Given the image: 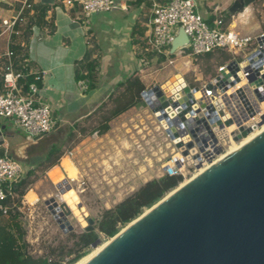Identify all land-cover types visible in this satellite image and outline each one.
Wrapping results in <instances>:
<instances>
[{
	"label": "water",
	"instance_id": "water-1",
	"mask_svg": "<svg viewBox=\"0 0 264 264\" xmlns=\"http://www.w3.org/2000/svg\"><path fill=\"white\" fill-rule=\"evenodd\" d=\"M39 1L49 5L55 2ZM253 1L233 0L227 12H238ZM187 41L180 27L169 52H175ZM237 70L235 67L232 72ZM240 79L234 74L231 84ZM141 95L171 143L190 164V154L195 149L181 121L188 123L185 118L193 110L198 111V106L189 105L192 93L184 77L176 73L143 90ZM263 122L264 118L257 120L258 125ZM255 128L253 125L231 136L238 141ZM222 133L220 137L226 135L224 130ZM3 139L0 132V149ZM200 166L196 164L197 168ZM60 175L63 185L69 188L68 179ZM84 229L91 230L93 225ZM116 234L76 264H264V130L216 160ZM99 242L97 239L92 247Z\"/></svg>",
	"mask_w": 264,
	"mask_h": 264
},
{
	"label": "built area",
	"instance_id": "built-area-1",
	"mask_svg": "<svg viewBox=\"0 0 264 264\" xmlns=\"http://www.w3.org/2000/svg\"><path fill=\"white\" fill-rule=\"evenodd\" d=\"M56 1L68 9L75 7L86 20L93 14L113 11L118 5V0ZM32 4L30 0H19L17 11L2 20L5 29L10 33H20L19 27L27 23L24 11L28 9L33 12ZM151 13L150 33L142 45L144 52L169 55L171 41L180 27L188 38L187 43L179 48L185 55H204L216 50L234 55L241 50L247 52L239 61L234 58L218 65L214 75L200 85L187 83L192 93L189 105L196 104L198 111L193 110L188 114L185 118L188 123H181L195 152L190 154L191 163L187 164L188 159L170 141L172 154L162 167L164 174L183 176L185 170H195L196 164L210 163L226 151L229 143L234 141L231 133L237 131L241 134L242 130L250 129L253 125L255 129L260 126L257 120L264 118V30L256 35L243 34L224 20L223 13L208 23L197 10L196 0H166L163 3L152 0ZM12 54L10 50L4 54L6 65L1 76L0 91V132L4 138L0 155L2 215H7L11 208L19 209L12 192L23 173L18 156L22 155L27 145L37 140L36 137L50 133L57 125L50 105L36 98L38 82L44 72L34 74L33 80L23 91L18 82L24 75L14 69ZM235 67L238 70L233 73ZM234 74L241 76V79L231 84ZM208 84L210 87H207ZM5 118L20 130L6 135L1 125V120ZM222 130L226 135L220 137ZM223 140L227 143H223ZM66 154L72 155V151ZM8 198L10 202L7 203Z\"/></svg>",
	"mask_w": 264,
	"mask_h": 264
},
{
	"label": "rangeland",
	"instance_id": "rangeland-1",
	"mask_svg": "<svg viewBox=\"0 0 264 264\" xmlns=\"http://www.w3.org/2000/svg\"><path fill=\"white\" fill-rule=\"evenodd\" d=\"M222 1L218 0V3ZM232 15L231 18L236 19L235 29L241 33L256 35L264 30V0H254L239 14L235 12ZM218 51L227 54L222 63L234 58L239 61L247 53L246 50L237 52V55L224 50L213 52ZM165 57L161 62H157L154 57L150 64L139 60L138 67L132 74L141 80L144 90L161 84L176 73L182 75L188 84L200 85L214 75L219 60L216 55L209 59H206L205 55H185L180 49ZM121 90L122 87L113 88L110 98L109 94L99 106L76 121V134L72 140L63 141V158L60 157L55 166L46 169L47 162L42 159L52 143H59L64 138L65 131L70 128L68 123L64 128L57 126L50 133L43 135L37 144L34 145L33 142L27 147L24 155L18 156L22 168L25 166L23 163L28 160L37 161L34 163L37 178L29 186L28 193L26 192L18 203L16 197L14 198L21 213L20 219L28 243L27 250L32 255L58 256L62 247L71 246L72 240L68 237L70 231L79 233L88 225L95 226L105 208L113 207L143 182L164 174L162 167L172 154L173 146L146 103L132 106L111 119L109 129L105 133L97 131L101 117L114 106L115 97ZM3 124H6L3 132L20 130L8 118L1 120V125ZM241 142L229 143L223 154L236 148ZM234 143L238 144L232 145ZM68 151H72V155L67 156ZM203 167L185 170L182 183L194 177ZM57 168L71 184V197L77 196L82 203V210H74L66 215L70 229L61 228L45 204L46 199H58L61 196L53 182L54 178L59 177ZM146 209L143 208L140 214ZM75 211L86 213L84 226L78 221ZM6 219L7 215L0 216V221ZM126 225L119 226L118 231ZM98 239L102 245L109 237L98 233ZM96 248H89L83 256Z\"/></svg>",
	"mask_w": 264,
	"mask_h": 264
},
{
	"label": "crops",
	"instance_id": "crops-1",
	"mask_svg": "<svg viewBox=\"0 0 264 264\" xmlns=\"http://www.w3.org/2000/svg\"><path fill=\"white\" fill-rule=\"evenodd\" d=\"M156 1L163 3L166 0ZM18 2L19 0H0V91L1 76L6 65L4 54L10 50L13 52L14 69L24 75L18 82L23 91L27 76L44 72L38 82L39 92L36 98L50 105L59 127L64 128L66 123L71 127L89 114L111 93L118 82L137 69L138 62L141 61L137 53H142L143 41L151 29L152 0H118L117 8L113 11L93 14L87 20L77 11L72 13L55 0L57 4L46 15V19L54 23V31L49 33L33 26L26 44L24 28L27 23L19 27L18 34L10 33L2 25L3 19L17 11ZM196 2L201 16L211 23L219 13L227 11L232 0H223L222 3H218V0ZM244 9L245 7L242 10ZM31 14V11H24L27 20ZM230 25L236 30V19L231 18ZM90 42L99 47L97 86L84 92L85 83L75 80L73 65L83 56ZM24 51L26 57H23ZM3 126L5 128L6 124ZM16 131L18 130L4 133L9 135ZM40 140L41 137L34 141V145Z\"/></svg>",
	"mask_w": 264,
	"mask_h": 264
},
{
	"label": "trees",
	"instance_id": "trees-1",
	"mask_svg": "<svg viewBox=\"0 0 264 264\" xmlns=\"http://www.w3.org/2000/svg\"><path fill=\"white\" fill-rule=\"evenodd\" d=\"M30 1L32 2V0ZM55 5L40 2L32 4L33 12L28 17L27 24L24 28V44L29 42V36L33 26H36L42 31L45 29L49 33L54 31V23L47 20L46 15ZM76 10L75 7L70 8L72 13ZM25 12H29V10L26 9ZM231 15L232 13L227 11L223 13V18L227 23H230ZM98 50V45L90 42L83 56L74 62V77L76 81L85 83L84 92L93 90L97 86V70L100 58ZM137 55L146 64H150L154 57H156L157 62L164 61L166 58L164 55L145 53L143 51ZM204 55L206 59L216 55L219 58L217 66L222 64L221 61L227 57V54L222 51ZM26 56V51H24L23 57ZM33 76H27L26 82H24V90H26L27 85L33 80ZM120 87H122V90L115 97L114 106L101 117L97 125V131L101 134L109 129V121L111 119L132 106L145 103L141 95V92L144 90V85L138 77H135V74H131L124 80L118 82L115 88ZM110 96L111 94L108 98ZM76 127L77 124L74 123L66 132L61 142L51 144L42 159L47 162L46 169L57 164L59 158L63 155V141L73 139L76 134ZM1 154L2 150L0 149ZM34 163H37V161L33 159L31 161L28 160L27 163H23L25 166L23 167L22 177L12 188L17 203L28 191L31 183L37 178ZM183 179L182 175L163 174L161 177H154L143 182L135 191L117 202L113 207L105 208L97 220L96 225H93V229H83L79 233L70 231L68 237L72 240L71 246L62 247L59 250V255L56 257L50 254L34 256L29 253L27 250L28 243L25 240V230L20 219L21 213L16 207L11 208L8 211L7 219L0 221V264H72L87 253V250L91 248V244L98 239V233H103L109 238L112 237L118 232L119 226L126 225L135 219L142 212L143 208H150L152 204L159 201L167 192L182 184ZM6 202H10L9 198ZM0 216H2L1 212Z\"/></svg>",
	"mask_w": 264,
	"mask_h": 264
},
{
	"label": "bare ground",
	"instance_id": "bare-ground-1",
	"mask_svg": "<svg viewBox=\"0 0 264 264\" xmlns=\"http://www.w3.org/2000/svg\"><path fill=\"white\" fill-rule=\"evenodd\" d=\"M264 122L262 123V125H260L257 129L255 130H251L248 132V134L241 138L240 140L236 141V142H240V145H238L237 147L241 146L242 144L246 143L247 141H249L251 138H253L255 135H257L258 133H260L261 131L264 130ZM263 126V127H262ZM260 127H262L261 129H259ZM259 129V130H258ZM254 133V134H253ZM253 134V135H252ZM252 135V136H251ZM251 136L250 138L244 140L245 138ZM236 143V144H238ZM235 143L232 145H236ZM231 145V146H232ZM236 147V148H237ZM234 148V149H236ZM232 149V150H234ZM230 150V151H232ZM230 151L226 152L225 154H223L224 152H222L215 160H213L210 163L201 165L200 167H203L196 175H198L200 172H202L203 170H205L207 167H209L212 163H214L216 160H218L219 158H221L222 156L226 155L227 153H229ZM199 167V168H200ZM57 175H59L58 178H54L53 182L56 186V188L58 189L59 193L61 196L57 198H48L45 200V204L47 205L48 209L50 210L51 214H53L54 218L56 219V221L58 222V224L60 225L61 228L65 229L66 227L70 229L71 225L69 223V221L67 220L66 215H68L70 212H73L74 210H82V203L81 201L77 198V196H72L71 197V193H69L71 191V184L69 188H66L65 185H63L62 182V178H61V173L56 170ZM193 178V177H192ZM191 178V179H192ZM190 180V179H189ZM188 180V181H189ZM186 181V182H188ZM186 182L179 184L176 188H174L173 190L167 192L159 201H157L155 204H153L151 207L153 208L154 206H156L158 203H160L165 197L169 196L170 194H172L175 190H177L179 187H181L182 185H184ZM61 184L60 187H57V184ZM60 189H62V192L60 191ZM64 200V201H63ZM147 208L142 214H140L138 217H136L135 219H133L132 221H130L125 227H123L120 231L117 232L120 233L123 229H125L128 225H130L133 221H135L136 219H138L141 215H143L144 213H146L147 211H149L152 208ZM75 213L77 214V219L78 221L81 223V225H85L86 221L84 220V217L86 215L85 212H83L82 214L79 213L78 211H75ZM79 213V214H78ZM116 234V235H117ZM114 236L110 237L109 240H107L106 242H104L102 245H100V243L95 246L97 247L96 249H94L92 252H90L89 254H87L86 256H83L82 258H80L79 260L73 262L72 264H76L78 262H80L81 260H83L84 258H86L87 256H89L90 254H92L93 252H95L96 250H98L99 248H101L103 245H105L107 242H109ZM100 245V246H99ZM99 246V247H98ZM94 247V248H95Z\"/></svg>",
	"mask_w": 264,
	"mask_h": 264
}]
</instances>
